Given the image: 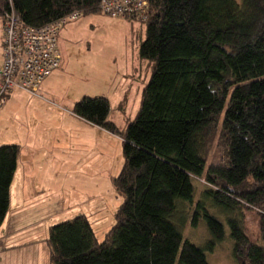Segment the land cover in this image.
Returning a JSON list of instances; mask_svg holds the SVG:
<instances>
[{"label": "trees", "instance_id": "obj_1", "mask_svg": "<svg viewBox=\"0 0 264 264\" xmlns=\"http://www.w3.org/2000/svg\"><path fill=\"white\" fill-rule=\"evenodd\" d=\"M22 21L41 26L99 0H0ZM140 54L153 63L139 111L123 129L109 120L107 96L84 95L73 112L123 138L124 164L114 178L123 197L115 222L99 240L85 214L51 225L50 264H210L206 249L223 240L224 223L199 202L206 246L184 240L180 203L193 202L195 179L228 217L239 264H264V0H149ZM221 159L207 166L208 145ZM20 152L0 145V226ZM258 215L259 242L243 228Z\"/></svg>", "mask_w": 264, "mask_h": 264}, {"label": "rangeland", "instance_id": "obj_2", "mask_svg": "<svg viewBox=\"0 0 264 264\" xmlns=\"http://www.w3.org/2000/svg\"><path fill=\"white\" fill-rule=\"evenodd\" d=\"M146 37L144 21L115 17L100 10L84 11L59 31L57 44L63 62L51 87L57 95L48 99L61 107L73 106L84 95L107 96L110 99L109 120L123 129L137 115L143 89L152 75L153 63L140 54V45ZM59 109L63 111V108ZM62 122L57 134L63 140V147L57 152V158L36 163V168L41 166L45 173L38 171L28 179L36 196L47 205L44 211H40L43 219L39 227L44 225L40 230L45 228L46 236L51 225L85 214L98 239L103 240L123 201L114 185V178L124 164L123 138L111 132L103 143L78 145L80 139L74 143L71 136L76 134L80 137L85 129L76 124L70 132L66 129L69 126ZM216 139L208 145L207 166L221 159V146ZM68 141L71 144L64 143ZM23 180L17 176L16 189L21 188ZM194 185L193 202H181L179 208V216L185 219L181 226L184 240L206 246L211 239L204 218L195 225L191 222L198 203L203 202L212 214L222 220L227 234L211 249H206L209 263L239 264L233 253L234 242L229 237L227 215L206 196L208 184L204 180L195 179ZM242 218L244 231L258 243V215L247 209ZM17 263V257L10 254L3 261V264ZM30 264H33L31 259ZM45 264H50L49 254L45 257Z\"/></svg>", "mask_w": 264, "mask_h": 264}, {"label": "crops", "instance_id": "obj_3", "mask_svg": "<svg viewBox=\"0 0 264 264\" xmlns=\"http://www.w3.org/2000/svg\"><path fill=\"white\" fill-rule=\"evenodd\" d=\"M3 46V21L0 16V63L3 58ZM55 70L57 71L53 70L43 80L38 95L14 88L9 92L6 103L0 108V145L11 143L20 145L17 167L10 185L9 209L0 226V264H3L9 254L17 257V264L24 262L30 264V259L33 264H45L49 247L45 228L40 230L44 225L41 227L39 225L43 219V213L40 211H44L47 205L36 196L35 189L29 184L28 179L34 177L38 171L45 173L41 166L36 168V163L57 158V152L63 147V140L57 134L63 124L62 121L64 125L69 126L66 129L70 132H73L75 128L72 126L76 124H81L85 129L82 136L77 137L76 134L71 136L74 143L80 139L78 145L90 142L103 143L111 133L75 114L74 104L60 107L48 99L51 95H57L51 89L60 68ZM59 108H63V111ZM64 143L71 144L70 141ZM19 175L24 180L21 188L16 189L15 179Z\"/></svg>", "mask_w": 264, "mask_h": 264}, {"label": "built area", "instance_id": "obj_4", "mask_svg": "<svg viewBox=\"0 0 264 264\" xmlns=\"http://www.w3.org/2000/svg\"><path fill=\"white\" fill-rule=\"evenodd\" d=\"M98 9L111 16L144 21L148 19L149 0H99ZM82 13L83 10L75 9L41 26H33L21 20L12 3L3 12L0 108L14 88L39 94L43 80L63 62L57 44L61 27Z\"/></svg>", "mask_w": 264, "mask_h": 264}]
</instances>
